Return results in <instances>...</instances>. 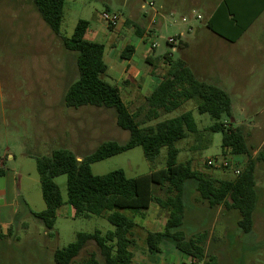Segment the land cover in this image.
I'll list each match as a JSON object with an SVG mask.
<instances>
[{
    "label": "rangeland",
    "instance_id": "374dc122",
    "mask_svg": "<svg viewBox=\"0 0 264 264\" xmlns=\"http://www.w3.org/2000/svg\"><path fill=\"white\" fill-rule=\"evenodd\" d=\"M214 1L66 0L60 35L56 36L38 14L33 0H0V161L4 164L3 170L12 172L17 178L14 195L17 198L21 218V221L18 220L14 224L11 236L0 237V264H55L53 259L55 251L74 243L78 233L100 231L106 234L114 231V226L102 217L91 215L88 218H76L74 209L68 204L57 212L56 223L51 231L46 230L31 214L46 209L36 158L49 156L58 149H66L81 159L104 142L125 143L129 139V133L117 126L113 110L90 106L75 109L65 105V94L70 85L78 79L77 54L65 50L61 38H70L78 22L85 20L90 23V31L87 35L89 41L102 43L106 49L114 50L115 53H121L127 45L138 47L140 38L136 33L137 27L142 29L146 25L141 18L144 14H150L152 9L147 3L153 2L154 9L166 5V9L172 15L165 16L163 27L156 33L154 26L150 27L151 38H148L144 44L150 49L155 42L157 48L152 49H156L157 55L168 52L176 61L181 59L178 46L177 50L173 51L167 40L183 33L185 39L191 41L193 39L189 33L191 29L206 30L208 12L205 5H213ZM103 13L122 17L123 22L120 27L110 28L102 17ZM184 18L186 22H183ZM126 20L129 21L127 25ZM259 22H262V19L247 35L253 42L249 63L251 67L259 66L261 61L257 47L258 42L264 41V29L260 27ZM205 45L202 47L203 52L212 54L213 49ZM220 52L222 53L218 48L214 53ZM104 60L111 70L123 73L125 62L122 59L118 57L112 62L105 54ZM133 61L140 68H148L149 71L162 77L168 71L164 56L153 59L149 66L141 61L139 53ZM109 72L104 79L111 85L121 88L122 99L128 104L131 112L140 108L146 110L148 106L146 97L139 94L140 91L132 81L129 80L131 85L127 87L120 80L112 79ZM230 95L233 105L232 118L227 119L226 123L232 128H238L242 124V130L248 131V126L257 120L256 115L264 110V95L257 96L259 99H256L253 114H248V110L244 114L240 112L243 106L237 101L245 96L231 93ZM188 111L193 112L199 131L177 143L180 149L179 162H190L195 171L216 180L235 178L234 169H217L208 165L209 160L223 156L222 135L209 130L214 121L207 114L200 115L194 101L184 103L171 114L162 113L159 119L144 126L156 125L160 121L178 117ZM145 115L146 112L141 114L140 122L145 119ZM248 144L250 146L247 138ZM250 150L253 154V149ZM166 153L167 150L164 148L156 160L148 161L143 149L137 147L95 163L91 168L93 174L98 176L121 169L128 178H136L165 168ZM247 161V156L238 158L232 156V166L241 170ZM256 177L258 190L262 193L264 176L260 163ZM2 183L3 179L0 177V188L3 187ZM55 183L66 202L67 176L55 178ZM199 201L202 202L195 185L188 183L184 199L186 221L183 230L189 236L203 233L213 221L211 217L196 213ZM122 212L130 216L129 210ZM258 215H260L259 210L256 212V216ZM233 216V220L228 223L230 233L238 230L237 222L240 219L237 211ZM147 230L152 232L153 226L149 225ZM135 234L139 238L138 244L141 247L145 241L138 230H135ZM244 238L245 241L236 239L227 254L221 256L218 264H264V248L251 249L248 246V235ZM92 253H96L103 264L100 251L93 242L80 252L72 264H83ZM151 254L148 264H153L156 256L158 259L162 258L160 253ZM168 260L170 264L173 263L172 258L169 257ZM211 263L212 260L209 259L206 264Z\"/></svg>",
    "mask_w": 264,
    "mask_h": 264
},
{
    "label": "trees",
    "instance_id": "16d2710c",
    "mask_svg": "<svg viewBox=\"0 0 264 264\" xmlns=\"http://www.w3.org/2000/svg\"><path fill=\"white\" fill-rule=\"evenodd\" d=\"M261 1L262 10L254 13L249 21L248 14L243 18L230 9L227 1L224 2V7L217 10L216 19L208 22V29L227 41H236L263 11L264 0ZM33 2L43 21L59 36L66 0ZM223 14L229 23L234 25L233 38L227 37L217 26L219 18L223 19ZM128 23L126 20L125 24ZM89 31L90 23L80 20L70 38H61L64 49L77 54L78 79L68 88L64 97L65 105L75 109L90 106L113 110L117 126L129 133V139L125 143L104 142L80 160L66 149H58L49 156L36 158L46 209L31 214L46 230H53L57 212L66 204L74 209L76 218L95 215L114 226V231L106 234L100 231L78 233L74 243L55 251V264H72L91 242L95 243L100 251L103 264H132L131 248L136 244L133 236L135 217L144 215L152 204L159 205L169 214L163 231L147 234L149 251L160 253V245L170 242L183 255L195 261L194 264L203 262L207 234L201 233L188 238L183 230L186 211L184 199L188 183L195 185L200 199L210 208L221 206L228 211H237L240 215L237 222L238 232L243 235L250 234L254 228V214L259 203L256 167L264 162V148L262 153L253 158L241 127L232 128L226 123L227 119L232 118L230 96L222 89L198 80L183 60L174 61L169 55H165L168 71L153 93L146 98L147 109L140 108L131 112L128 104L122 99L120 89L104 79L108 72V65L104 60L106 46L89 41ZM136 33L139 37L142 36L138 27ZM134 52V47L127 45L121 52V59L129 61ZM188 101L196 103L200 115L207 114L214 121L209 130L222 135L223 155L248 157L241 173L235 178L216 180L195 171L190 162H179L180 149L177 143L199 131L192 111L160 121L156 125L144 126L159 119L162 113H173ZM143 112H146L145 119L140 122L139 117ZM137 147L143 149L148 161L156 160L162 149L166 148L165 168L136 178H128L121 169L102 176L93 174V164ZM62 175L67 176L66 202L55 183V178ZM122 210H129L130 216ZM83 264L102 263L97 254L92 253Z\"/></svg>",
    "mask_w": 264,
    "mask_h": 264
},
{
    "label": "crops",
    "instance_id": "0c3cea01",
    "mask_svg": "<svg viewBox=\"0 0 264 264\" xmlns=\"http://www.w3.org/2000/svg\"><path fill=\"white\" fill-rule=\"evenodd\" d=\"M226 1L230 9L237 12L243 18L248 14V21L252 18L254 13L260 12L263 8L261 0H215L213 5H205V9L208 12V22L216 19L215 15L217 14V10L220 8L222 9ZM166 8V5H160L158 8L152 9L150 14H144L142 16L141 19L145 21L146 27L144 26L142 29L139 28L140 31H142V36H138V38H140V44L138 47L132 45L135 52L129 61L123 60L125 62L123 73H116L108 67L112 79L117 81L120 80L123 84L127 85V87L131 85L129 81L131 80L138 91H140L139 94L146 98L153 93L164 76L157 75L153 71H149L148 68H140L133 59L136 57L137 53H139L141 61L149 66L148 64H151L153 59L169 55L168 52L157 55L155 52L156 49H152V46L148 49L144 44L148 38H151L149 37L150 27L154 26L156 33L163 27L165 16H167V14L172 15ZM222 17L223 19L219 18L218 20V28L224 31L227 37L233 38L235 36V31L233 30L235 29L234 25L229 23L225 14H223ZM260 19H262V22H259L260 27L264 29V9L234 42L219 37L208 29L207 25L205 28L206 30H199L197 28L191 29L189 32L193 36L191 41L185 39L183 33L180 34L182 38L178 45V53L181 55V60L186 63L198 80L222 89L230 96V99V93L233 95L245 96L242 97L243 99L237 101L240 106H243L240 109L241 114H244L247 110L248 114H253L256 99H259L257 96L264 95V41L258 42L257 47V51H259L261 55L260 65L251 67L249 63L250 55L253 52V42H251L249 36H247ZM92 38L94 39V36ZM205 44L213 49L212 54L203 52L202 47L206 46ZM218 48L222 53H214ZM105 54L112 62L118 57L121 59V53H115L114 50L111 49H105ZM125 76L127 78H125ZM118 88L121 91V88ZM256 118L257 120L248 126V131L243 130L246 139L248 138V143H250L248 147L254 151L252 154L253 158H256L259 153H262L264 148V110L261 114H257ZM241 125L239 127H241ZM260 164L261 172L264 176V162ZM3 165L2 161H0V171L2 172L0 177L3 179V183L1 184L3 187L0 188V237H9L12 234L14 224L18 220L21 221V218L19 217L17 198L14 195L17 178L12 172L4 171L2 168ZM257 170L258 164L256 173ZM261 191L262 193L258 190L259 203L257 208V210L260 211V215L256 216L257 211L255 212L254 228L253 231L248 234V246L256 250L264 248V186L261 188ZM197 207L196 213L211 217L213 220L210 227L203 232L207 234V238L204 242L205 258L203 262L199 264H206L209 259L212 260L211 264H218L221 256L227 254L226 252L232 248L235 240H244L246 235L240 234L238 230L234 233H230L231 231L228 227V223L233 220L235 211L225 210L221 206L215 209L210 208L207 203L203 201H199ZM168 214V211L162 209L159 205L152 204L144 215H137L135 217L136 227L133 231V236L136 244L131 248V252L133 253L132 264L150 263L149 258L152 254L148 249L146 238L147 234L151 231H148L147 228L149 225H152V232L163 231L167 223ZM185 218L184 223L186 221ZM135 230H138L142 235L143 241H145L141 247L138 244L139 238L135 234ZM186 235L188 238L193 237L189 236L187 233ZM160 250L162 258L158 259V256H156L153 264H170V260H168L169 257L173 259L172 264L195 263V261L183 255V253L170 242H163L160 245Z\"/></svg>",
    "mask_w": 264,
    "mask_h": 264
},
{
    "label": "built area",
    "instance_id": "2783aa9c",
    "mask_svg": "<svg viewBox=\"0 0 264 264\" xmlns=\"http://www.w3.org/2000/svg\"><path fill=\"white\" fill-rule=\"evenodd\" d=\"M148 7L154 9L155 5L153 2L147 3ZM103 19L106 21L107 25L110 28H118L122 24V17L118 16L117 14H109L103 13ZM200 19V16L198 17ZM187 20L184 18L183 22ZM155 23V22H154ZM182 36H176L169 38L167 40V44L172 47L173 51H176L179 41L181 40ZM152 48H157V44L155 42L152 43ZM208 165L213 168L217 169H234V173L238 176L241 173V169L232 166V156L231 155H223L219 159L209 160Z\"/></svg>",
    "mask_w": 264,
    "mask_h": 264
}]
</instances>
